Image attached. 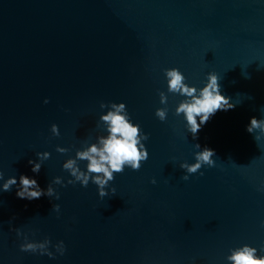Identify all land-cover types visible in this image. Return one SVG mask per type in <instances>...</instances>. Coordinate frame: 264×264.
<instances>
[{
	"label": "water",
	"instance_id": "water-1",
	"mask_svg": "<svg viewBox=\"0 0 264 264\" xmlns=\"http://www.w3.org/2000/svg\"><path fill=\"white\" fill-rule=\"evenodd\" d=\"M168 68L197 87L216 73L236 107L193 139L175 115L181 97L168 94L159 121ZM101 102H124L149 136L148 160L116 174V193L103 199L91 182L67 184L62 169L99 132ZM262 108L264 0H0V171L45 189L57 176L66 185H53L58 201L0 192V264H224L229 248L264 246V136L246 131ZM197 143L214 150L216 165L184 181L179 164L194 162ZM43 151L51 157L33 174L28 161ZM13 228L62 240L66 252H21Z\"/></svg>",
	"mask_w": 264,
	"mask_h": 264
},
{
	"label": "clouds",
	"instance_id": "clouds-1",
	"mask_svg": "<svg viewBox=\"0 0 264 264\" xmlns=\"http://www.w3.org/2000/svg\"><path fill=\"white\" fill-rule=\"evenodd\" d=\"M163 75L167 94L163 91L159 92V102L164 107L156 109L155 117L161 122L167 120L168 94L181 97L175 106V115H182L186 131L192 134L193 139H197L200 129L217 111H228L236 107V104L230 102L229 97L222 94L220 77L214 72L207 74L201 87L190 85L178 68L164 69ZM48 102L47 99L44 100L45 104ZM99 107L101 114L96 124L99 132L94 140L84 141L81 148L75 151L74 157L68 158L62 164V169L71 177L67 184L79 183L82 187H87L91 182L97 187L98 196L103 199L110 193L113 195L116 193L114 187L109 188L116 174L123 173L125 169L138 171L142 163L148 160L149 152L145 142L149 136L142 130L140 124L132 119L124 102L107 104L101 102ZM50 131L53 136L59 137L58 125L53 124ZM246 131L259 141L264 136V118H250ZM194 147L196 149L193 155L194 162L185 161L179 164L180 169L185 173L181 177L184 181H188L192 175L200 172L202 167L212 168L216 165L214 150L206 146L201 148L198 143ZM56 151L65 154L69 149L58 146ZM36 157V160L30 159L28 164L32 173L38 175L44 162L50 159L51 153L37 152ZM200 174L203 175L202 172ZM151 183L156 184V179L153 178ZM53 185L66 186L59 176L53 178L45 189L40 187L34 176L20 174L18 178L14 175L6 179L4 173L0 171V192H9L15 187V195L21 200L32 201L48 197L50 200L58 201L60 195ZM258 191H264V182H261ZM51 210L59 214L60 205L54 203ZM11 230L15 231L18 239H22L19 244L21 252L46 256L50 260L56 259L57 255L63 256L66 252L62 240L53 245L50 238L45 237L37 241L30 239L29 234L19 228ZM32 235L34 236L35 233ZM191 264H196L195 258L191 260ZM224 264H264V246L258 248L245 243L229 248L224 257Z\"/></svg>",
	"mask_w": 264,
	"mask_h": 264
}]
</instances>
